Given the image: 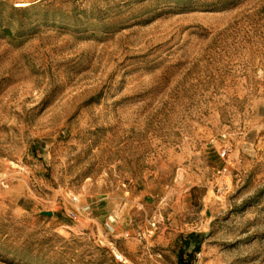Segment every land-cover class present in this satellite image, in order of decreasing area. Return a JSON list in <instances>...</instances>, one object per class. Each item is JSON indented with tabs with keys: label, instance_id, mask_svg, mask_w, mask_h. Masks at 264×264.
I'll list each match as a JSON object with an SVG mask.
<instances>
[{
	"label": "rangeland",
	"instance_id": "374dc122",
	"mask_svg": "<svg viewBox=\"0 0 264 264\" xmlns=\"http://www.w3.org/2000/svg\"><path fill=\"white\" fill-rule=\"evenodd\" d=\"M198 243L264 264V0H0V264Z\"/></svg>",
	"mask_w": 264,
	"mask_h": 264
},
{
	"label": "trees",
	"instance_id": "16d2710c",
	"mask_svg": "<svg viewBox=\"0 0 264 264\" xmlns=\"http://www.w3.org/2000/svg\"><path fill=\"white\" fill-rule=\"evenodd\" d=\"M201 243H198L192 250L190 254H188V257H186L185 252H180V258H179V264H191L190 259L194 258L196 253L198 252L200 248Z\"/></svg>",
	"mask_w": 264,
	"mask_h": 264
},
{
	"label": "water",
	"instance_id": "95a60500",
	"mask_svg": "<svg viewBox=\"0 0 264 264\" xmlns=\"http://www.w3.org/2000/svg\"><path fill=\"white\" fill-rule=\"evenodd\" d=\"M41 215L42 216H46V217H51L52 213H50V212H42Z\"/></svg>",
	"mask_w": 264,
	"mask_h": 264
},
{
	"label": "bare ground",
	"instance_id": "6f19581e",
	"mask_svg": "<svg viewBox=\"0 0 264 264\" xmlns=\"http://www.w3.org/2000/svg\"><path fill=\"white\" fill-rule=\"evenodd\" d=\"M17 6H19V7H26V6H28V4L27 3H20V4H17Z\"/></svg>",
	"mask_w": 264,
	"mask_h": 264
},
{
	"label": "built area",
	"instance_id": "2783aa9c",
	"mask_svg": "<svg viewBox=\"0 0 264 264\" xmlns=\"http://www.w3.org/2000/svg\"><path fill=\"white\" fill-rule=\"evenodd\" d=\"M17 7H19V6H17ZM19 8H21V7H19ZM225 154H226V152L224 151V152H223V155H225Z\"/></svg>",
	"mask_w": 264,
	"mask_h": 264
}]
</instances>
